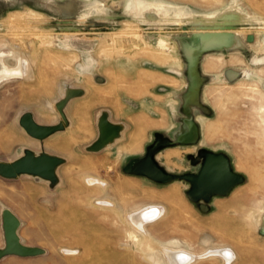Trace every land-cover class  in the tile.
Wrapping results in <instances>:
<instances>
[{
    "label": "rangeland",
    "instance_id": "rangeland-1",
    "mask_svg": "<svg viewBox=\"0 0 264 264\" xmlns=\"http://www.w3.org/2000/svg\"><path fill=\"white\" fill-rule=\"evenodd\" d=\"M132 1L0 0V162L25 153L62 161L54 183L0 177V250L8 211L19 243L40 251L0 264H154L127 219L152 206L160 214L144 234L158 264H169L165 248L195 257L191 264H264V0H138L198 23L140 16ZM232 5L240 21L226 29L212 16ZM223 32L240 45L201 48L205 34ZM102 113L122 130L88 151ZM24 114L59 129L33 139L20 126ZM151 147L173 180L128 172ZM208 153L226 158L242 182L191 201V184L176 177L197 174Z\"/></svg>",
    "mask_w": 264,
    "mask_h": 264
},
{
    "label": "water",
    "instance_id": "water-1",
    "mask_svg": "<svg viewBox=\"0 0 264 264\" xmlns=\"http://www.w3.org/2000/svg\"><path fill=\"white\" fill-rule=\"evenodd\" d=\"M60 113V112H59ZM61 114V113H60ZM62 115V114H61ZM63 119V115H62ZM20 126L33 139L43 140L44 138L55 132V129L37 125L30 114H24L20 118ZM117 124H112L107 120V115L102 113L98 120V137L88 151H98L106 144L113 142L119 136V128ZM193 132L180 137L179 141L187 143L193 139ZM156 147L147 150L144 157L137 159L128 168V172L132 175L147 177L157 183H167L175 177L164 173L158 168L153 161V154ZM58 158L41 155L34 157L30 153L13 162H0V177L11 179L19 174L33 175L55 182L54 169L61 164ZM176 178L187 181L191 184V190L188 192V198L191 201L207 199L209 196H226L230 190L242 182L240 175L231 171L228 161L222 155L205 154L203 162L195 175H183ZM7 222L10 225L7 228ZM18 221L8 211L3 213V229L6 246L0 250V258L4 255H35L40 253L38 249L28 248L19 243L15 234Z\"/></svg>",
    "mask_w": 264,
    "mask_h": 264
},
{
    "label": "bare ground",
    "instance_id": "bare-ground-1",
    "mask_svg": "<svg viewBox=\"0 0 264 264\" xmlns=\"http://www.w3.org/2000/svg\"><path fill=\"white\" fill-rule=\"evenodd\" d=\"M155 3H153V4H145V3L141 2V1L134 0V1L131 2V6L127 7V8L134 9L133 11H131L132 13H136V11L139 12L140 16H144L143 15V11H154L156 13V17L157 18H154V16H153V18H154L153 20H156V19L157 20H162L163 19L164 21L169 22V21H172V20H175V19L182 20L184 18V20H187V21H190V22H193V23H198V21H199L198 19H197L198 20L197 21L194 17H192L190 14H188L186 12H182V11L174 12L173 10H169L166 6H164V4L162 2H155ZM72 8H73V6L71 5V2H70L67 6L62 7V11H68L69 12ZM228 13H230L231 15H228ZM241 14H242V12H241ZM239 15H240V10L237 7H235L234 5H232L231 7H228L227 9H225L223 11V14H221V15H219V14L217 15L216 14L215 16H212V17L213 18L217 17L216 20L219 19L218 17H221L222 21H224L223 25L225 27L229 23L240 21L239 20L240 19ZM242 17H245V16H242ZM149 19H151V18H149ZM209 19H211V16L203 18V21L204 20L207 21ZM246 19H247V17H246ZM153 22H155V21H153ZM238 23H240V22H238ZM234 24H237V23H234ZM214 25H217V24H214ZM219 25H220V23H219ZM206 26H208V24ZM213 27L215 28V26H213ZM205 35H207V37H204V39H203L204 41H203L202 46H201V48H203V49L205 47L206 48H212V49L214 47H219L220 43H224V44L226 43L228 45L229 44H234V45L237 44V40H236L234 34L231 33V32L230 33H224L223 32L222 34L219 35L220 37H217V38L214 37L215 35L214 36H212L211 34H205ZM239 45L237 44V46H239ZM232 47H236V46L232 45ZM195 57H197V56H195ZM2 74L3 75L13 74V71H11L8 67L4 66ZM71 94H72V96H74L75 92H72ZM63 124H65V123H63ZM53 129L58 130L59 128H53ZM121 130H122V128H119V134H120ZM110 143H108V144H110ZM108 144H106V145H108ZM159 214H160V210L157 207L152 206V207H148V208H146L144 210L136 211V212L132 213V215L130 214L131 215L130 217L129 216L127 217L129 223L133 226V228L135 230L134 234H136V236H134V239L137 240V237L138 236L140 237V239H141L140 248L143 249L144 251H146L149 254L148 257L150 258V260L154 264H158L160 261L158 259V256H156V254H155L157 252L156 251V247H155V242H153L151 239H147L146 235L144 234V226L146 225V223H149V222H152V221L154 222V220H156L159 217ZM9 226L10 225L7 222V228ZM161 254H162L161 255L162 256V260L163 261H164V259H165V261L167 260L169 264H191V263H193L196 260L195 257H192V256H190V255H188L186 253H183V251L180 252L179 250L175 251V250H171V249H166L165 248V249H162V253ZM222 258L229 262L230 259H232V256L228 252H225L224 255L222 256Z\"/></svg>",
    "mask_w": 264,
    "mask_h": 264
}]
</instances>
